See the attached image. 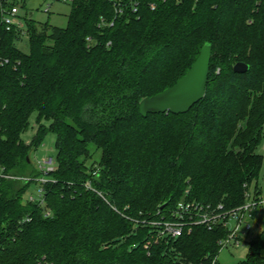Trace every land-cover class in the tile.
<instances>
[{"label": "trees", "instance_id": "16d2710c", "mask_svg": "<svg viewBox=\"0 0 264 264\" xmlns=\"http://www.w3.org/2000/svg\"><path fill=\"white\" fill-rule=\"evenodd\" d=\"M120 1L122 11L73 0L65 27L28 12V53L17 46L25 36L0 23V166L38 176L32 154L51 132L57 160L44 184L50 216L24 199L35 182L0 179V264H207L223 229L156 242L153 226L127 217L156 219L182 199L236 207L259 180L264 0H136L137 11ZM206 43L205 97L186 113L144 117L141 100L181 79ZM93 146L98 167L87 164ZM263 251L261 231L236 264H264Z\"/></svg>", "mask_w": 264, "mask_h": 264}, {"label": "built area", "instance_id": "2783aa9c", "mask_svg": "<svg viewBox=\"0 0 264 264\" xmlns=\"http://www.w3.org/2000/svg\"><path fill=\"white\" fill-rule=\"evenodd\" d=\"M73 1V0H63ZM134 11L138 10V2L130 0ZM117 11H122L120 0H115ZM23 0H0V23L4 24L8 31L15 29L21 35L25 36L28 32V24L26 20L27 13L21 15L17 12L18 7H24ZM52 3L45 7V11H50ZM151 8H155V4H151ZM113 22L111 23V25ZM8 59H3L2 64L7 63ZM35 167L39 171L38 176L31 175H14L6 172L5 167L0 166V179H14L23 183L33 181L37 186L36 194H29L27 199L31 202H37L45 208V215L50 216L51 211L46 208V198L44 184L52 180L49 174L57 168V160L54 155H45L41 158H35ZM88 188L95 190L90 181L85 184ZM245 201L232 208L226 207L223 203H202L189 199H182L177 202L176 206L170 211L160 215L159 218H143L134 219L127 217L135 222L143 225H151L154 227L155 241L165 237L176 238L191 233L196 226H204L209 230L223 229L225 236L218 240L219 254L226 248H244L248 247L249 242L253 238L252 232L254 229L255 213L262 205L263 199L256 195L255 190H252L245 184ZM115 208V207H114ZM159 211L158 213H160ZM27 217V220H30ZM219 254L210 258L207 264H218Z\"/></svg>", "mask_w": 264, "mask_h": 264}, {"label": "rangeland", "instance_id": "374dc122", "mask_svg": "<svg viewBox=\"0 0 264 264\" xmlns=\"http://www.w3.org/2000/svg\"><path fill=\"white\" fill-rule=\"evenodd\" d=\"M25 2L24 7H18L17 12L21 15H24L26 12H34V20L39 24L41 23H50L51 25H57L65 27L68 22V16L72 8L71 1L63 0H23ZM52 3L50 11H45V7ZM17 46L20 50L25 53H28L30 50L29 36H25L22 40L17 42ZM220 71V69H218ZM36 115L34 114L31 118V128L23 134V138L27 143L32 139L35 130H36ZM56 135L54 133H49L44 141V143L37 148L32 154V160L35 164L36 157L41 158L45 155H54L56 156V147H55ZM91 157L88 159L87 164L89 167L96 166L98 167L100 160L102 158V151L96 150L93 146L91 149ZM259 152L264 157V140L262 145L259 147ZM254 180L252 182L251 189L255 190V185L258 182L259 192L263 191L264 198V161L263 167L260 171L259 180ZM37 193V186L33 184L28 191L24 194V199L28 197L29 194ZM261 231H264V201L262 205L258 208L255 213V222H254V237ZM248 252V247L244 248H226L222 250L219 254V262L221 264H236L243 260L246 257Z\"/></svg>", "mask_w": 264, "mask_h": 264}, {"label": "water", "instance_id": "95a60500", "mask_svg": "<svg viewBox=\"0 0 264 264\" xmlns=\"http://www.w3.org/2000/svg\"><path fill=\"white\" fill-rule=\"evenodd\" d=\"M33 14L34 12L30 11L29 18H32ZM211 56L212 44L206 43L190 70L181 79L162 92L141 100V114L146 117L150 113L188 112L206 95ZM234 68L238 72H244L249 69V65L238 62ZM165 206L166 203L161 206V209Z\"/></svg>", "mask_w": 264, "mask_h": 264}, {"label": "crops", "instance_id": "0c3cea01", "mask_svg": "<svg viewBox=\"0 0 264 264\" xmlns=\"http://www.w3.org/2000/svg\"><path fill=\"white\" fill-rule=\"evenodd\" d=\"M34 15V14H33ZM260 196H261V198L263 199V201H264V198H263V191L262 192H260ZM252 236L254 237V229H253V232H252ZM263 254H264V251H263Z\"/></svg>", "mask_w": 264, "mask_h": 264}]
</instances>
